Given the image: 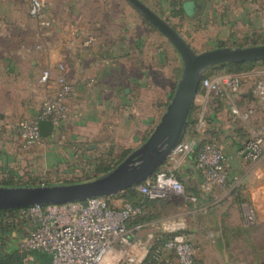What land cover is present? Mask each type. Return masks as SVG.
<instances>
[{"label": "rangeland", "instance_id": "374dc122", "mask_svg": "<svg viewBox=\"0 0 264 264\" xmlns=\"http://www.w3.org/2000/svg\"><path fill=\"white\" fill-rule=\"evenodd\" d=\"M43 1V17L36 19L28 15L29 0H14L18 8H8L9 0H0V56L6 50L17 51L20 43V51L28 52L29 67L53 68L49 54L62 41L63 29H88L97 41L90 47L99 50L97 60L84 66L91 72L85 75L92 78L94 68L103 70L102 87L95 91L108 99L114 88L121 94L128 89L131 94L124 98L115 125L104 122L105 131L87 122L81 129L64 124L32 147L20 143L16 129L5 139L0 137V186L68 184L105 174L100 168L112 169L146 140L181 75L182 62L173 45L126 0ZM140 1L166 19L196 53L264 44V0H207L198 17L191 19L172 16L179 8L176 0ZM46 19L50 26H41L39 22ZM61 50L73 57L62 62L74 75L77 49L70 53L62 45ZM253 69L264 70V62ZM221 71L216 69L211 75ZM197 108L194 105L193 118ZM233 161L234 171L228 173L227 182L203 203L190 199L200 194L197 190L191 193L178 175L183 192L171 193L149 206L146 220L131 224L136 228L130 242L138 252L149 249L163 235L183 233L197 246L196 264H264V158L252 163L236 156Z\"/></svg>", "mask_w": 264, "mask_h": 264}, {"label": "built area", "instance_id": "2783aa9c", "mask_svg": "<svg viewBox=\"0 0 264 264\" xmlns=\"http://www.w3.org/2000/svg\"><path fill=\"white\" fill-rule=\"evenodd\" d=\"M44 7L43 0H29L28 15L41 19ZM39 23L44 27L51 24L48 19ZM93 39L92 35L87 36L82 45L88 46ZM64 45L70 52L73 41L68 39ZM243 75L219 72L201 79V91L194 97L200 99L193 131L195 134L200 132L205 123L209 99L237 93ZM38 82L43 88L38 108L31 116L20 119L15 126L24 147L36 146L42 142L39 121H50L52 132L66 123L68 103L75 92V85L68 79L67 69L62 61L56 62L53 68L45 66L39 74ZM252 93L259 102L264 101L263 74L255 80ZM231 113L246 121L253 114V109L240 112L231 108ZM196 142V136L181 139L168 154L167 164L164 163L162 169L137 184V191L147 199H165L171 193H182L183 186L177 173L189 152L195 153V168L201 178V191L208 194L214 188L222 187L227 182L229 173L222 144L207 140L195 151ZM237 155L252 163L264 158V116L250 136L242 141ZM109 198L92 197L85 201L35 204L21 208L19 219L28 222L30 226L21 232L19 238H14L13 243L19 252L26 253L22 259L23 264H27L30 250L47 253V264H105L107 256L112 257L107 264H144L148 249L138 252L136 245L130 242L131 232L136 228L131 224L143 214L142 208L124 200L119 206H115L110 203ZM190 199L195 200L193 197ZM131 248L135 250L133 253L128 252ZM196 251L197 246L190 235L178 233L162 241L154 251L153 259L155 264H196Z\"/></svg>", "mask_w": 264, "mask_h": 264}, {"label": "crops", "instance_id": "0c3cea01", "mask_svg": "<svg viewBox=\"0 0 264 264\" xmlns=\"http://www.w3.org/2000/svg\"><path fill=\"white\" fill-rule=\"evenodd\" d=\"M204 1L206 4L207 0ZM19 5L20 4L14 2V0H9L6 7L18 8ZM63 31L62 41L58 42L59 44L50 52L49 59L54 64L63 61L64 58L73 59L72 56H66L63 54L61 50L62 45L65 46L63 42L71 39L73 45L70 53L77 49L75 58H78L76 60H79V63H74L76 68V73L74 75L72 73L69 74L67 70L68 79H70L75 85V92L68 103L69 113L65 125L70 124L72 127L81 129L80 127L87 122L89 124L99 125V130L105 131V128L103 127L104 122L107 121V123L111 124L117 122L115 121V118L119 117L120 109L125 106L124 98H129L131 93L126 89L124 94H121L118 88H114L113 95L109 99L100 96V94L97 93L98 91H95V88L99 89V87H102L100 79L103 75V70H95L94 68V71H92L93 77L91 78L85 75L87 72H91L84 68L89 61L97 60L99 48L96 50V47H90L97 42L96 37L92 35L94 39L91 44L84 46L82 45L83 40L91 35L89 34L88 29L82 30L80 28H72L71 26H68L64 28ZM17 47V51L13 52L6 50L3 51L0 56L1 138L8 137L7 135L9 133H13L17 121L34 114L43 95V88L38 82V77L41 71H39L38 67H29L27 64L28 52L20 51V43ZM17 59L19 61H17ZM31 63L35 64V61H31ZM242 73L244 75L240 82L239 91L235 94L210 98L206 104V119L204 125L201 127L199 133L195 134L192 132V134L189 135V137H197L194 149L197 147L196 144L202 140H214L220 142L227 156L230 175L234 171L235 161H233V158H236V156L238 157L237 149L241 146L242 141L250 136L252 130H254L264 116L261 112V106L264 104L259 102L252 93L255 80L258 76L264 74V70L251 69ZM193 103L197 107V104L200 103V99L196 96ZM231 108H236L240 112L252 108L253 114L245 121L239 116L233 115L231 113ZM3 145L8 147L7 141H4ZM194 154V152H189L178 175L182 183L191 193H194L195 190H197L200 194L197 198L193 197L195 199L194 201L197 203H203L207 201L206 196L210 193L205 194L201 191V178L195 168ZM109 200L112 205L119 206L123 199L113 196L110 197ZM29 226L30 225L26 221L18 222L16 229L10 235L9 246H11L13 239L19 238L22 235L21 232L25 231ZM11 248H14V246H11ZM25 254L26 253H24L23 256ZM27 257V264H47L49 259L47 253L37 250H30Z\"/></svg>", "mask_w": 264, "mask_h": 264}, {"label": "water", "instance_id": "95a60500", "mask_svg": "<svg viewBox=\"0 0 264 264\" xmlns=\"http://www.w3.org/2000/svg\"><path fill=\"white\" fill-rule=\"evenodd\" d=\"M126 1L166 37L182 62L180 78L160 120L139 147L111 170L94 179L68 184L0 186V210L107 197L141 183L155 172L181 140L204 70L221 63L264 59V44L216 47L196 53L165 19L142 1ZM38 128L44 138L50 135L53 126L50 121L42 120L38 122Z\"/></svg>", "mask_w": 264, "mask_h": 264}, {"label": "trees", "instance_id": "16d2710c", "mask_svg": "<svg viewBox=\"0 0 264 264\" xmlns=\"http://www.w3.org/2000/svg\"><path fill=\"white\" fill-rule=\"evenodd\" d=\"M176 1L178 3L179 8L177 11L172 12V16L177 15L181 17L182 16L187 17L190 19L197 18L198 15L205 8L204 0H176ZM261 62H264V59H258L255 61H247V62L221 63L218 65L208 67L203 72L204 74H202L201 79L205 77V75H208V74L211 75L216 69L222 70L221 72H227V73L247 72L253 69L255 64L261 63ZM200 90L201 88H200V83H199L197 92H199ZM193 108H194V105L192 106V109L189 112V115L187 117L184 129H183V135H186L187 132L189 134L194 131V128H195L194 126L196 124V118H193L191 116L192 111H194ZM204 141H207V140H202L201 142L197 143L196 144L197 147L194 150L197 151ZM110 169L111 168L108 167L107 165L103 168H100V170H102L101 173H106ZM157 170H159V168ZM2 185L6 186V183ZM46 185H50V184H46ZM23 186H27V185H23ZM136 186L137 185L129 187L126 190L118 192L114 195H110L109 197L117 196V197L122 198L125 202H128L133 206H140L143 210V214L136 220V222L137 221L140 222V221L146 220L144 218V214L147 208L151 205H154L156 202L161 201L162 199H147L139 191H137ZM18 212H19V209L0 210V264H22L23 253L19 252L15 247L11 248V246H9L10 235L16 229L18 222H23L22 220L19 219ZM8 215H12L15 217L9 218ZM171 236H173V233L163 235L160 240H157L153 245H151L148 249V253L146 257L143 260V263L144 264H155V261L153 259L154 251L162 243V241L166 240L167 238Z\"/></svg>", "mask_w": 264, "mask_h": 264}, {"label": "bare ground", "instance_id": "6f19581e", "mask_svg": "<svg viewBox=\"0 0 264 264\" xmlns=\"http://www.w3.org/2000/svg\"><path fill=\"white\" fill-rule=\"evenodd\" d=\"M111 260H112V257L107 256V257L104 259V262H105V264H107V263H110Z\"/></svg>", "mask_w": 264, "mask_h": 264}]
</instances>
